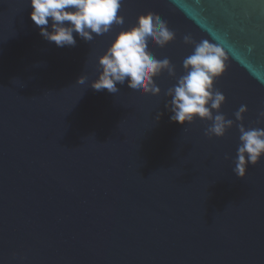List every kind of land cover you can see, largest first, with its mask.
I'll use <instances>...</instances> for the list:
<instances>
[{
	"label": "water",
	"instance_id": "95a60500",
	"mask_svg": "<svg viewBox=\"0 0 264 264\" xmlns=\"http://www.w3.org/2000/svg\"><path fill=\"white\" fill-rule=\"evenodd\" d=\"M149 11L176 34L149 42L174 75L154 78L159 95L92 89L98 58ZM30 12L0 0V264H264V158L233 172L238 125L264 128V0H122L123 24L72 47ZM205 39L227 56L223 137L170 119L168 90Z\"/></svg>",
	"mask_w": 264,
	"mask_h": 264
},
{
	"label": "clouds",
	"instance_id": "9594fccd",
	"mask_svg": "<svg viewBox=\"0 0 264 264\" xmlns=\"http://www.w3.org/2000/svg\"><path fill=\"white\" fill-rule=\"evenodd\" d=\"M30 19L39 28L40 35L57 47H72L76 36L90 41L111 30L113 24H123L118 15L122 0H29ZM165 20L151 11L137 17L136 23L118 32L103 55L98 58V76L91 82L96 91H119L117 85L127 81L129 88L140 94L159 95L160 88L154 78L167 69L174 75L170 60L157 59L151 52L149 42L164 47L175 39ZM191 42L190 36L184 37ZM227 56L223 46L209 40L195 44L191 55L183 60L185 74L168 90L171 121L184 125L197 118L211 121L205 135L223 137L233 121L220 114L225 95L214 87L215 81L226 71ZM77 83H85V77ZM217 114H213V112ZM247 106L241 105L235 112L236 120H243ZM264 118V112L260 113ZM240 144L237 148L233 172L244 178L248 165H256L264 158V128L246 129L238 125Z\"/></svg>",
	"mask_w": 264,
	"mask_h": 264
}]
</instances>
